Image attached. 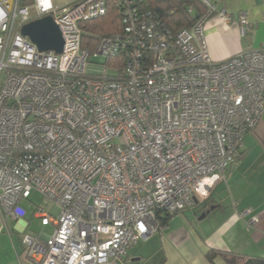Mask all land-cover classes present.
<instances>
[{"label": "built area", "instance_id": "obj_1", "mask_svg": "<svg viewBox=\"0 0 264 264\" xmlns=\"http://www.w3.org/2000/svg\"><path fill=\"white\" fill-rule=\"evenodd\" d=\"M55 1L0 0V215L24 220L34 192L56 205L35 213L54 232L25 233L22 264H123L160 231L158 212L204 203L240 159L264 116V44L213 61L207 21L232 18L210 0L177 34L143 0ZM109 7L124 32L85 48ZM47 16L62 54L22 34ZM240 24L253 29L246 14Z\"/></svg>", "mask_w": 264, "mask_h": 264}, {"label": "crops", "instance_id": "obj_2", "mask_svg": "<svg viewBox=\"0 0 264 264\" xmlns=\"http://www.w3.org/2000/svg\"><path fill=\"white\" fill-rule=\"evenodd\" d=\"M211 2L232 18L227 21L216 13L207 21L206 40L213 61L222 62L264 44V0ZM242 14L253 25L245 35ZM203 214L206 217L200 220ZM28 217L29 212L22 221L1 216L0 264H22L23 235L31 227ZM51 235L39 237L46 240ZM210 250L264 258V116L246 136L240 159L225 180L214 186L208 200L174 216L165 229L134 245L123 264H226L219 256L210 262Z\"/></svg>", "mask_w": 264, "mask_h": 264}, {"label": "trees", "instance_id": "obj_3", "mask_svg": "<svg viewBox=\"0 0 264 264\" xmlns=\"http://www.w3.org/2000/svg\"><path fill=\"white\" fill-rule=\"evenodd\" d=\"M145 8L156 13L161 23L173 34L184 28L192 27L207 13V8L198 0H143ZM193 7L196 15L189 13ZM87 35L84 36V46L91 50L104 38H110L124 32V25L119 12L109 7L105 17L93 21L87 26ZM175 215L158 212L156 221L160 230L165 229ZM221 257L226 264H264L262 257H247L243 255L210 250L207 258L214 262L216 257Z\"/></svg>", "mask_w": 264, "mask_h": 264}, {"label": "water", "instance_id": "obj_4", "mask_svg": "<svg viewBox=\"0 0 264 264\" xmlns=\"http://www.w3.org/2000/svg\"><path fill=\"white\" fill-rule=\"evenodd\" d=\"M22 34L28 37L41 52L62 54L64 51L65 41L63 35L51 16L25 25L22 29ZM205 217L206 214H203L200 220Z\"/></svg>", "mask_w": 264, "mask_h": 264}, {"label": "rangeland", "instance_id": "obj_5", "mask_svg": "<svg viewBox=\"0 0 264 264\" xmlns=\"http://www.w3.org/2000/svg\"><path fill=\"white\" fill-rule=\"evenodd\" d=\"M69 0H56L55 3L62 5L66 3ZM211 1V0H210ZM194 16L196 15V12L193 13ZM98 63H104V60L102 58H99L96 60ZM5 78V75L3 74L0 78V84L3 82ZM23 207L29 212L28 220L31 223V227L28 231L29 234L33 236H41V235H51L54 231V226L51 225L50 227H43L41 219L34 218L35 213L38 211V209L44 210L47 214H54L56 211V205L52 202H47L40 194L37 192H34L30 198L29 201H23L22 202ZM1 218V216H0ZM16 240H18V236L16 235ZM19 241V240H18ZM145 240H140L139 242H142Z\"/></svg>", "mask_w": 264, "mask_h": 264}]
</instances>
